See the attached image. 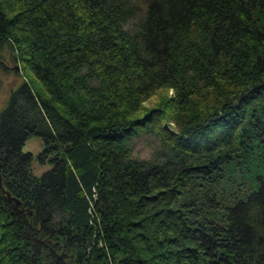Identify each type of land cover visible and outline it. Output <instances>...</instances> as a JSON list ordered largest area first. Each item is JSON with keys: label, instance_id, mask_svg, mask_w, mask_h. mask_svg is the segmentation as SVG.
Listing matches in <instances>:
<instances>
[{"label": "trees", "instance_id": "trees-1", "mask_svg": "<svg viewBox=\"0 0 264 264\" xmlns=\"http://www.w3.org/2000/svg\"><path fill=\"white\" fill-rule=\"evenodd\" d=\"M4 52L0 264H264V0H0Z\"/></svg>", "mask_w": 264, "mask_h": 264}, {"label": "rangeland", "instance_id": "rangeland-1", "mask_svg": "<svg viewBox=\"0 0 264 264\" xmlns=\"http://www.w3.org/2000/svg\"><path fill=\"white\" fill-rule=\"evenodd\" d=\"M3 65L6 69L0 67V110L5 105L6 98L11 89L15 88L16 85L21 81L18 71L16 72L12 66H17L16 62H13L11 55L8 52L3 53ZM18 70V69H16ZM156 146L155 141L147 134H142L135 139L134 152L139 157H149L151 152ZM43 143L40 137L32 136L22 146L23 151L31 152L34 157L42 150ZM32 172L36 176H40L44 171L49 169L51 166L49 163L40 164L34 158L32 162Z\"/></svg>", "mask_w": 264, "mask_h": 264}, {"label": "water", "instance_id": "water-1", "mask_svg": "<svg viewBox=\"0 0 264 264\" xmlns=\"http://www.w3.org/2000/svg\"><path fill=\"white\" fill-rule=\"evenodd\" d=\"M16 69H19V66H18V65L16 66ZM5 193H6V195H7V197H8L9 199L13 200L14 205H15L16 207H18V206L20 205V201H19L17 198L11 196L10 193L7 192V191H6ZM27 213L30 215V214H31V210H28ZM60 257H61V258H62V257H66V254L63 253V254L60 255ZM69 264H70V263H69Z\"/></svg>", "mask_w": 264, "mask_h": 264}, {"label": "flooded vegetation", "instance_id": "flooded-vegetation-1", "mask_svg": "<svg viewBox=\"0 0 264 264\" xmlns=\"http://www.w3.org/2000/svg\"><path fill=\"white\" fill-rule=\"evenodd\" d=\"M2 64H3V61L1 62ZM5 66V65H4ZM6 67V66H5ZM12 68L14 69V70H16V66L14 65V66H12Z\"/></svg>", "mask_w": 264, "mask_h": 264}]
</instances>
